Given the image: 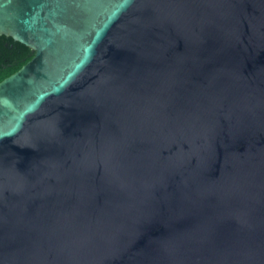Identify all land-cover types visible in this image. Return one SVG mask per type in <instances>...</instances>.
<instances>
[{
  "label": "water",
  "instance_id": "95a60500",
  "mask_svg": "<svg viewBox=\"0 0 264 264\" xmlns=\"http://www.w3.org/2000/svg\"><path fill=\"white\" fill-rule=\"evenodd\" d=\"M0 264H264V0H0Z\"/></svg>",
  "mask_w": 264,
  "mask_h": 264
},
{
  "label": "trees",
  "instance_id": "16d2710c",
  "mask_svg": "<svg viewBox=\"0 0 264 264\" xmlns=\"http://www.w3.org/2000/svg\"><path fill=\"white\" fill-rule=\"evenodd\" d=\"M33 55L29 48L0 36V82L19 70Z\"/></svg>",
  "mask_w": 264,
  "mask_h": 264
}]
</instances>
